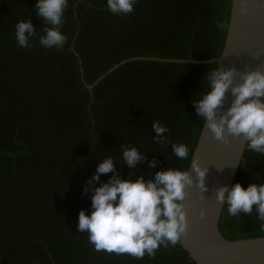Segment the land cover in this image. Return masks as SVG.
<instances>
[{
  "label": "trees",
  "instance_id": "trees-1",
  "mask_svg": "<svg viewBox=\"0 0 264 264\" xmlns=\"http://www.w3.org/2000/svg\"><path fill=\"white\" fill-rule=\"evenodd\" d=\"M35 3L0 0V264H195L181 240L142 259L96 251L78 231V213L90 214L83 187L106 157L133 180L188 169L204 124L192 101L217 63L129 61L87 86L131 58H219L232 0H137L128 15L109 12L106 0H69L61 49L40 45L45 25ZM19 20L36 30L30 47L17 46ZM157 121L165 141L153 139ZM171 143L186 144L189 158L176 157ZM121 145L144 153L138 171L122 166ZM236 182L264 183V156L246 147ZM262 223L255 211L230 217L225 205L219 229L231 241L258 238Z\"/></svg>",
  "mask_w": 264,
  "mask_h": 264
},
{
  "label": "clouds",
  "instance_id": "clouds-1",
  "mask_svg": "<svg viewBox=\"0 0 264 264\" xmlns=\"http://www.w3.org/2000/svg\"><path fill=\"white\" fill-rule=\"evenodd\" d=\"M137 0H106L109 12L128 15L134 11ZM69 0H36L35 15L45 27L39 43L45 49H61L68 40L62 33L64 12ZM222 27L223 25H218ZM36 30L30 20H19L15 24L14 36L18 47H30V39ZM239 76L240 82L234 83ZM207 88L192 107L199 119L207 123L214 138L227 142L229 136L243 137L248 150L264 156V70L255 69L238 73L234 68L220 70L218 67L206 76ZM232 100L223 109L226 94ZM152 129L157 134L153 139L165 141L168 129L158 121ZM172 153L180 160L189 158V148L184 143H171ZM144 153L135 146L121 145L122 166L139 170L138 163ZM155 160L149 167H156ZM195 183L201 192L207 191L205 177L208 168L197 159L191 160ZM112 173L106 181L101 176ZM132 173H129L131 176ZM194 183L188 170L169 166L156 171L150 179L143 175L134 180L122 178L114 168V159L109 156L97 161L95 172L85 182L82 194L91 193L90 214L78 213L77 228L87 231L88 241L96 251L128 254L136 259L145 255L153 257L160 247L175 246L188 230L187 213L183 201L186 189ZM215 198L226 205L230 217L241 213L257 214L264 222V183H250L246 187L236 182L231 186L215 188ZM203 216V213H201ZM264 228V223H262Z\"/></svg>",
  "mask_w": 264,
  "mask_h": 264
},
{
  "label": "water",
  "instance_id": "water-1",
  "mask_svg": "<svg viewBox=\"0 0 264 264\" xmlns=\"http://www.w3.org/2000/svg\"><path fill=\"white\" fill-rule=\"evenodd\" d=\"M137 60L195 64L216 62L220 70L234 68L238 73L264 70V0H232L228 32L219 58L206 61L131 58L115 65L93 85H88V89L125 63ZM238 82L239 76L234 83ZM232 99L230 92L226 94L224 110ZM245 150L246 141L242 136H229L226 143L219 141L204 122L191 160L197 159L202 167L208 168L204 181L207 191L201 192L196 186L190 161L188 169L194 183L186 189L183 201L188 230L181 238V245L195 264H264V237L231 241L224 238L219 229L225 205L216 201L215 188L234 183Z\"/></svg>",
  "mask_w": 264,
  "mask_h": 264
}]
</instances>
